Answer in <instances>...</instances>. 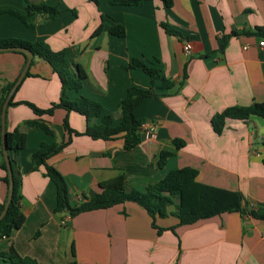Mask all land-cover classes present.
Here are the masks:
<instances>
[{
	"label": "crops",
	"instance_id": "1",
	"mask_svg": "<svg viewBox=\"0 0 264 264\" xmlns=\"http://www.w3.org/2000/svg\"><path fill=\"white\" fill-rule=\"evenodd\" d=\"M30 1L58 6L61 12L45 20L28 16L23 0H0V40L44 41L53 51H65L87 74L80 91H68L69 99L85 96L100 103L114 125L120 122L118 106L128 89L153 86L148 74L130 67L134 59L175 81L172 89L162 90L157 80L154 90L161 96L146 98L134 109L143 122L137 147L126 151L121 138L80 135L49 160L64 176L73 206L119 174L129 187L144 192L170 172L190 167L198 171L199 183L239 192L248 210L264 215V120H227L221 134L212 126V118L230 107L264 102V34L259 31L264 28V0H173L172 7L163 0L126 5ZM10 11L26 16L34 27ZM164 24L181 37L167 33ZM115 27H122L125 36L111 35ZM186 42L192 45L191 57L183 55ZM26 61L19 52H0V91L18 80ZM28 72L31 76L22 80L13 102L40 109L58 103L61 83L51 66L34 56ZM66 116L73 130L86 131V118L77 112L59 108L41 117L53 129L50 135L26 125L38 118L30 107L8 106L6 131L20 129L27 136L20 153L25 223L0 244L37 264H264V220L235 211L184 226H177L172 216L160 219L162 233L134 202L72 218L63 214L60 222L54 214L57 188L44 176L40 161L32 169L31 156L42 143L67 139ZM175 140L184 146L177 148ZM162 152L171 155L159 167ZM3 177L0 167V205L7 193Z\"/></svg>",
	"mask_w": 264,
	"mask_h": 264
},
{
	"label": "trees",
	"instance_id": "2",
	"mask_svg": "<svg viewBox=\"0 0 264 264\" xmlns=\"http://www.w3.org/2000/svg\"><path fill=\"white\" fill-rule=\"evenodd\" d=\"M91 1L99 4V0ZM139 1L143 0H110L109 4L126 5ZM163 1L167 7H172L173 0ZM23 2L28 16L42 15L45 20H53L61 12L58 6H50L43 1L33 3L30 0H23ZM9 13L19 18L29 28L34 27L27 22L26 16L12 11ZM162 27L167 33L181 37L179 32L168 25L164 24ZM101 30L102 27L98 29L96 34L100 33ZM259 31L264 34V28ZM109 33L118 37L125 36V30L122 27H115ZM3 47H24L30 49L36 57L43 59L51 66L61 83L60 100L58 103L52 104L49 109H40L30 102L14 103V98L10 100L9 106L27 105L38 117L35 120L26 122V125L39 127L47 134L53 135V129L40 118L52 116L55 110L59 108L66 110L67 113L71 111L77 112L84 116L87 121L86 131L81 134L71 128L68 116H66L63 121V127L67 133V139L61 144L49 145L42 143L38 151L31 156L32 169L37 170L36 162L40 161L44 166V176L52 181L57 188V204L54 214L59 216L60 222L64 219L63 214H68L72 218L83 212L109 209L127 202H134L142 206L150 215L152 226L159 233H162L165 228L160 227L157 222L170 216L177 219V226L190 225L202 219L234 211L241 213V215L248 214L264 220V215L246 208L244 197L241 193L199 183L197 181L198 171L190 167H183L170 172L164 179L150 183L144 192L129 187L125 176L119 174L109 181L101 182L98 193H90L85 196V199L80 204L73 206L64 176L54 166L49 164V160L61 153L71 143L73 137L80 135L89 136L96 140L121 138L126 151L137 147L142 140L140 132L143 122L136 119L134 109L146 98L161 96L154 90V84L157 80L162 81V90L172 89L175 86V81L161 75L159 70L148 66L146 63L134 59L130 67L141 69L148 74L153 86L150 89L130 87L118 106L120 122L114 125L113 116L105 115L100 103L85 96H79L75 100L69 99L68 91H80L87 81V74L81 66L67 59L65 51H53L44 41L30 43L15 39L0 40V48ZM19 53L27 60L25 54ZM27 76H31L30 72L27 73ZM14 84L15 82H10L0 91V167L4 171L3 181L7 186L5 200L0 205V214L7 201L9 184L7 167L2 151L1 113L3 104ZM251 117H258L264 120V102L253 103L248 107H230L212 118V126L216 133L221 134L227 120L247 121ZM6 136L13 169L14 193L8 212L0 222V242L8 240L25 223V215L21 207L23 194L20 153L26 148L27 136L20 129L11 132L6 131ZM174 142L177 148L184 146L181 140H175ZM170 155L169 152H162L158 166L163 167ZM174 228L171 229L173 230ZM0 264H37V262L28 257H21L13 246L7 247L6 243H3L0 244Z\"/></svg>",
	"mask_w": 264,
	"mask_h": 264
},
{
	"label": "water",
	"instance_id": "3",
	"mask_svg": "<svg viewBox=\"0 0 264 264\" xmlns=\"http://www.w3.org/2000/svg\"><path fill=\"white\" fill-rule=\"evenodd\" d=\"M1 51H16V52H21L26 55L27 61L26 65L21 72L18 80L15 82L13 85L12 89L10 90L4 104L2 107V113H1V142H2V151H3V157L6 163L7 167V172H8V178H9V184H8V195H7V201L5 204V207L3 211L0 214V222L4 219L6 216L8 209L10 207V204L13 199V193H14V179H13V169L10 161V156H9V150H8V144H7V136H6V114H7V109L10 103V100L12 99L15 91L17 90L18 86L21 84L22 80L25 78L27 75V72L29 71V68L31 66L32 60L34 58V53L27 48L24 47H3L0 48Z\"/></svg>",
	"mask_w": 264,
	"mask_h": 264
},
{
	"label": "built area",
	"instance_id": "4",
	"mask_svg": "<svg viewBox=\"0 0 264 264\" xmlns=\"http://www.w3.org/2000/svg\"><path fill=\"white\" fill-rule=\"evenodd\" d=\"M261 46H264V41L260 43ZM193 53L192 45L189 42L184 43L183 45V55L185 57H191ZM65 222H63L64 224Z\"/></svg>",
	"mask_w": 264,
	"mask_h": 264
}]
</instances>
